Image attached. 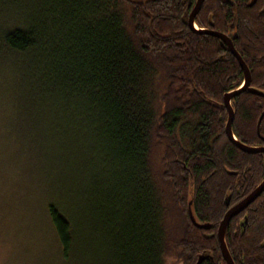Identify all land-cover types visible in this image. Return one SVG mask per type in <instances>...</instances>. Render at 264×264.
<instances>
[{
	"label": "trees",
	"instance_id": "obj_1",
	"mask_svg": "<svg viewBox=\"0 0 264 264\" xmlns=\"http://www.w3.org/2000/svg\"><path fill=\"white\" fill-rule=\"evenodd\" d=\"M194 1L0 0V232L17 238L0 263L194 264L208 253L202 264H224L188 202L216 227L217 169L250 161L259 180L264 152L227 138L223 96L243 71L200 30L227 32L264 92V0H204L196 29L184 15ZM231 104L236 139L263 143L264 94L244 89ZM255 208L226 234L264 235ZM28 220L43 252H26ZM206 242L217 252H199Z\"/></svg>",
	"mask_w": 264,
	"mask_h": 264
},
{
	"label": "flooded vegetation",
	"instance_id": "obj_2",
	"mask_svg": "<svg viewBox=\"0 0 264 264\" xmlns=\"http://www.w3.org/2000/svg\"><path fill=\"white\" fill-rule=\"evenodd\" d=\"M250 1H251L250 3H252V2L254 3L255 0H250ZM195 2H196V0L192 4L191 8L184 13V15H187V21H188V17L190 15V12H191L192 8L194 7ZM199 10L197 11V13L199 12ZM196 14H195V16H196ZM195 16H194V18H195ZM222 33H224L227 37H229L231 42H232V38L227 32H222ZM225 44L227 46V49L233 54V52L230 50L229 45L226 42H225ZM233 47H234V45H233ZM234 49H235V47H234ZM236 52L238 53L237 50H236ZM241 69H242V67H241ZM242 71H243V78H242L241 83L237 87L225 92L224 96L226 94H228V93H231V92L235 91L236 89L241 88L244 85L245 73H244L243 69H242ZM250 78L251 77H250V71H249V87H250ZM241 91H243V90H241ZM240 92H238L237 94H234L233 96L238 95ZM262 93H264V92H262ZM232 98L230 99V103H231ZM224 106H225V104H224ZM233 114H234V110H233ZM227 118H228V111H227V115H226V122H227ZM233 119H234V116H233ZM257 121H258V119H257ZM226 122H225V124H226ZM232 123H233V120H232ZM231 128H232V124H231ZM246 145H248V144H246ZM261 145H264V141H263V143L257 144V145H250L249 144V146H261ZM244 152H246V151H244ZM246 153L254 154V153H259V152L257 151V152H246ZM229 168H231V169H222V168L217 169L219 174H221L222 176L225 177L223 183H226L225 187L221 186L220 189H217L215 194L213 193L214 197H218V198L221 195L224 194V197H223L224 211H223V215H222L221 219L218 222V225L215 227L214 224L212 223V221H208V220L197 221L200 224H208L209 225V228H207V229L206 228H201V229L204 230V234L206 236L205 238L207 240L212 241L214 238H216V240L218 242L219 252L221 253V256H222V258L224 260V264H227V263H226L223 255H222V251H221V248H220V245H219L218 236H217V230H218L219 223L222 220L224 214L230 208L241 204L244 201V199H246L247 196L264 179V176H263L262 178L257 180L259 176L255 173V170H252L250 161L244 162V161H241V160L238 159V160L232 161L231 162V166ZM258 173H259V171H258ZM263 196H264V190H262L258 196H256L253 200H251L249 203H247L236 214H234L230 218L229 222L226 225L225 232H224V240L225 241H227V240L230 241V246H227V251H228V253H229V255H230V257H231V259L233 261V264H236V263H238V264H264V248H261L263 246V244H264V235L261 232H259V233H237V232H233L232 234H230V233L226 234V230L228 229V224L230 223L231 219L234 216H238L240 214L245 213L247 210L255 209L254 211H256L257 208H255V207L257 205L261 206V205L264 204ZM261 213L264 215V210ZM243 216H244V218L239 222V226L242 223L246 224L247 221H248L247 213L243 214ZM263 224H264V221H263ZM228 238H231V240L228 239ZM244 239L252 241L253 244H254V248L248 249V248L241 247L242 245H247V242L244 241ZM210 245H211L210 242L202 243L201 247L198 248V251L199 252H217V250H213L212 251L210 249H207L208 246H210ZM245 252H247L249 255H246ZM251 253H253V255H250ZM199 257H201L200 264H202V262L207 260L208 258H210V259L213 258L212 255H210L208 253H199L198 254V258L196 259L194 264H196V262L198 261Z\"/></svg>",
	"mask_w": 264,
	"mask_h": 264
},
{
	"label": "water",
	"instance_id": "obj_3",
	"mask_svg": "<svg viewBox=\"0 0 264 264\" xmlns=\"http://www.w3.org/2000/svg\"><path fill=\"white\" fill-rule=\"evenodd\" d=\"M203 0H196L194 7L192 8L190 15L188 17V25L191 26L192 28H195L194 26V16L197 13V11L200 9L201 4H202ZM196 29V28H195ZM200 32H204V33H209L211 35L220 37L222 40H224L230 47V50L233 52V54L236 56V58L239 61L240 66L242 67V69L244 70L245 73V82L244 85L237 89L236 91L232 92V93H228L225 96H223V102L225 104V107L228 111V118H227V122L225 124V133L227 138L230 140V142H232L233 144H235L237 147H239L241 150L246 151V152H264V145L261 146H249L246 145L244 143H242L241 141H239L238 139H236V137L234 136L233 132H232V128H231V124H232V120H233V107L230 103V99L233 97L234 94H237L239 91L247 89L248 91L255 93V94H259V95H263L264 93H262V91L253 88V87H249V70L246 66V64L244 63V61L242 60V58L239 56V54L236 52V50L233 47V44L230 40L229 37H227L224 33L220 32V31H216V30H200ZM264 114V110L262 111V113L260 114L258 121H257V132L259 134V125H260V121L262 118V115ZM264 141V138H262ZM264 190V179L260 182V184H258L256 186V188L247 196L246 199H244V201L235 206L230 208L223 216L222 220L219 223L218 226V230H217V236H218V240H219V245L222 251V255L226 261L227 264H233V261L227 251V246L224 240V232H225V228L227 223L229 222L230 218L236 214L240 209H242L247 203H249L251 200H253L256 196H258L260 194V192ZM188 213H189V218L191 220V222L199 228H209L208 224H200L198 223L191 211V201L188 202ZM243 225V223L241 224ZM200 260L201 257H199L198 261L196 262V264H200Z\"/></svg>",
	"mask_w": 264,
	"mask_h": 264
},
{
	"label": "rangeland",
	"instance_id": "obj_4",
	"mask_svg": "<svg viewBox=\"0 0 264 264\" xmlns=\"http://www.w3.org/2000/svg\"><path fill=\"white\" fill-rule=\"evenodd\" d=\"M2 83L1 79H0V84ZM0 195H1V189H0ZM31 220H28L26 223L28 224L25 225V231H26V239H27V243L29 245L28 250L26 252H40L41 249L40 247L42 245H46V241L44 239V242L42 240H39L38 236L36 235V232L33 230L34 229V224L33 222H31V224H29ZM33 228V229H32ZM34 232H35V239H34ZM32 234V237H31ZM17 238L11 236H6L4 233L0 232V252H2L3 258L7 256H9V254H14L16 252L15 247L17 245ZM10 252L8 255L7 253ZM43 252V251H41ZM44 252H48L47 249ZM10 254V255H11ZM10 257V256H9ZM13 262V264H17V261H14V259H9ZM4 261L3 263L0 264H7L8 261ZM26 264H34L33 261L30 259L29 262H27Z\"/></svg>",
	"mask_w": 264,
	"mask_h": 264
},
{
	"label": "bare ground",
	"instance_id": "obj_5",
	"mask_svg": "<svg viewBox=\"0 0 264 264\" xmlns=\"http://www.w3.org/2000/svg\"><path fill=\"white\" fill-rule=\"evenodd\" d=\"M236 90H237V89H236ZM236 90H235V91H236ZM233 92H234V91H233ZM239 92H240V91H239ZM231 93H232V92H231ZM261 113H262V112H261ZM262 116H263V115H262Z\"/></svg>",
	"mask_w": 264,
	"mask_h": 264
}]
</instances>
